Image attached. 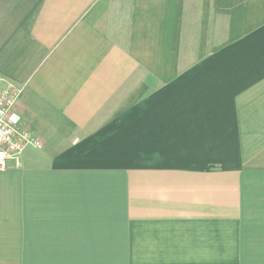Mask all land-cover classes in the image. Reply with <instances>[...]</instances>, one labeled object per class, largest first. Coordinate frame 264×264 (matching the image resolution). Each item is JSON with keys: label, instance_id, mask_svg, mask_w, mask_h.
<instances>
[{"label": "crops", "instance_id": "1", "mask_svg": "<svg viewBox=\"0 0 264 264\" xmlns=\"http://www.w3.org/2000/svg\"><path fill=\"white\" fill-rule=\"evenodd\" d=\"M0 76V264H264V0H0Z\"/></svg>", "mask_w": 264, "mask_h": 264}, {"label": "built area", "instance_id": "2", "mask_svg": "<svg viewBox=\"0 0 264 264\" xmlns=\"http://www.w3.org/2000/svg\"><path fill=\"white\" fill-rule=\"evenodd\" d=\"M23 90L0 76V171L7 170L10 162L20 167L26 149L43 147L42 142L19 123L16 107Z\"/></svg>", "mask_w": 264, "mask_h": 264}]
</instances>
